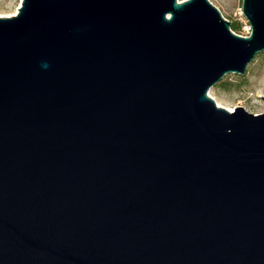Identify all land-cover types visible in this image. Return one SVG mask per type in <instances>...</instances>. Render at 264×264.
<instances>
[{"label":"water","instance_id":"obj_1","mask_svg":"<svg viewBox=\"0 0 264 264\" xmlns=\"http://www.w3.org/2000/svg\"><path fill=\"white\" fill-rule=\"evenodd\" d=\"M241 12L247 37L208 0L0 17V264H264V113L207 95L264 52V0Z\"/></svg>","mask_w":264,"mask_h":264},{"label":"rangeland","instance_id":"obj_2","mask_svg":"<svg viewBox=\"0 0 264 264\" xmlns=\"http://www.w3.org/2000/svg\"><path fill=\"white\" fill-rule=\"evenodd\" d=\"M22 0H0V17H11L16 14ZM185 0H177L178 3ZM218 9L221 16L232 25L240 26L239 31L232 32L243 37L249 35L248 23L241 12V0H208ZM208 97L218 107H241L246 112L259 115L264 113V52L258 54L248 64L245 74H227L214 87L210 88ZM229 111V110H228Z\"/></svg>","mask_w":264,"mask_h":264},{"label":"trees","instance_id":"obj_3","mask_svg":"<svg viewBox=\"0 0 264 264\" xmlns=\"http://www.w3.org/2000/svg\"><path fill=\"white\" fill-rule=\"evenodd\" d=\"M231 29H232L233 31H239V30H240V26L237 25V24H233V25H231Z\"/></svg>","mask_w":264,"mask_h":264},{"label":"built area","instance_id":"obj_4","mask_svg":"<svg viewBox=\"0 0 264 264\" xmlns=\"http://www.w3.org/2000/svg\"><path fill=\"white\" fill-rule=\"evenodd\" d=\"M247 31H248V33H250V27H249V25H248Z\"/></svg>","mask_w":264,"mask_h":264},{"label":"bare ground","instance_id":"obj_5","mask_svg":"<svg viewBox=\"0 0 264 264\" xmlns=\"http://www.w3.org/2000/svg\"><path fill=\"white\" fill-rule=\"evenodd\" d=\"M228 110H229V111H232L233 109H232V108H229Z\"/></svg>","mask_w":264,"mask_h":264}]
</instances>
